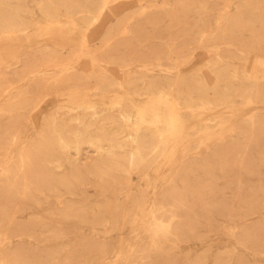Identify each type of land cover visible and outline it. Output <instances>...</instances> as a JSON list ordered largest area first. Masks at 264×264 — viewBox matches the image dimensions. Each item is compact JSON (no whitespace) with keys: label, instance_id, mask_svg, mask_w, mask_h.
<instances>
[{"label":"rangeland","instance_id":"1","mask_svg":"<svg viewBox=\"0 0 264 264\" xmlns=\"http://www.w3.org/2000/svg\"><path fill=\"white\" fill-rule=\"evenodd\" d=\"M0 170V264H264V0H0Z\"/></svg>","mask_w":264,"mask_h":264},{"label":"bare ground","instance_id":"2","mask_svg":"<svg viewBox=\"0 0 264 264\" xmlns=\"http://www.w3.org/2000/svg\"><path fill=\"white\" fill-rule=\"evenodd\" d=\"M6 10V9H5ZM245 12V11H244ZM234 14V13H233ZM232 15V14H231ZM61 16V15H60ZM240 17V16H239ZM88 19V18H87ZM231 19V18H230ZM87 23V22H86ZM214 79V78H213ZM85 108V107H84ZM108 113H109V111H107ZM88 113V112H87ZM140 121V117H136V120H135V123L137 122H139ZM129 124V123H128ZM135 129H138V125L137 126H135ZM17 132V131H16ZM6 134V133H5ZM15 135V134H14ZM13 138V137H12ZM137 136H134L133 138H132V141H136L137 140ZM126 139V138H125ZM129 140V139H128ZM11 142H13V141H11ZM60 143L61 144H64V142L63 141H60ZM129 144H130V142H128ZM120 144V143H119ZM11 146H12V144H11ZM97 146V145H96ZM115 146V145H114ZM9 147V146H8ZM132 147V146H131ZM12 148V147H11ZM133 149V148H132ZM100 152V151H99ZM8 153V152H7ZM6 153V154H7ZM6 156V155H5ZM93 161H94V159H93ZM0 171H2V170H0ZM109 185V184H108ZM110 186V185H109Z\"/></svg>","mask_w":264,"mask_h":264}]
</instances>
